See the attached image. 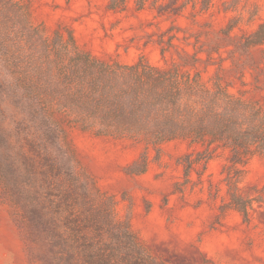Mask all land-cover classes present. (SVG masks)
I'll return each mask as SVG.
<instances>
[{"label":"trees","instance_id":"obj_1","mask_svg":"<svg viewBox=\"0 0 264 264\" xmlns=\"http://www.w3.org/2000/svg\"><path fill=\"white\" fill-rule=\"evenodd\" d=\"M105 1L112 11L134 6L194 22L215 7V0ZM238 24L231 19L225 37L213 44L185 40L194 52L178 50L171 26L156 42L163 58L174 48L179 59L124 62L81 47L71 30L49 34L30 21L20 1L0 0V198L20 228L31 264H171L141 241L129 219L118 217L114 196L82 166L71 128L158 151L166 142L185 141L192 148L183 157L187 177L225 152L229 204L249 219L255 198L239 184L250 160L264 155V97L245 87L233 90L235 83L220 71L206 79L199 67L217 64L214 54L222 47L230 55H220V69L227 59L239 66L237 52L264 47V20L233 40ZM244 77L242 71L243 86ZM137 164L131 172H145L147 155Z\"/></svg>","mask_w":264,"mask_h":264},{"label":"rangeland","instance_id":"obj_2","mask_svg":"<svg viewBox=\"0 0 264 264\" xmlns=\"http://www.w3.org/2000/svg\"><path fill=\"white\" fill-rule=\"evenodd\" d=\"M25 5L30 21L45 26L51 34L56 28L71 30L79 45L104 58L134 62L140 56L157 64L179 59L172 49L162 57L156 42L171 26H176L174 42L178 50L193 45L213 44L225 37L231 19L239 24L231 32L240 40L264 20V0H215L212 13L194 22L185 16H156L150 9L112 11L105 0H18ZM133 2V1H132ZM133 4V3H131ZM253 13H256L254 16ZM223 40H228L223 39ZM220 55H230L225 47L215 53L217 64L200 63L206 79L219 72L252 96L264 97V47L248 54L237 52L239 66L230 59L220 69ZM202 56L206 58V53ZM245 73L243 86L239 76ZM257 78V80H256ZM69 139L82 166L98 186L116 200L119 218L129 219L132 229L150 250L171 264H264V155H255L245 166L239 186L255 198L249 219L229 204V186L223 173L227 154L220 152L186 176L183 157L192 148L182 140L166 142L158 151L153 146L126 138L96 135L80 128L69 129ZM200 148V147H199ZM147 155L143 173H132ZM0 264H31L22 233L7 203L0 198Z\"/></svg>","mask_w":264,"mask_h":264}]
</instances>
